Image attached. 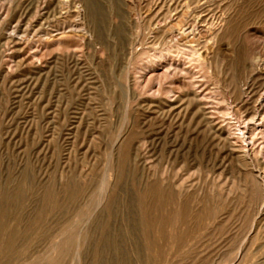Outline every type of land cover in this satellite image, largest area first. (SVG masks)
<instances>
[{
    "label": "rangeland",
    "instance_id": "1",
    "mask_svg": "<svg viewBox=\"0 0 264 264\" xmlns=\"http://www.w3.org/2000/svg\"><path fill=\"white\" fill-rule=\"evenodd\" d=\"M263 92L264 0H0V264H264Z\"/></svg>",
    "mask_w": 264,
    "mask_h": 264
},
{
    "label": "bare ground",
    "instance_id": "2",
    "mask_svg": "<svg viewBox=\"0 0 264 264\" xmlns=\"http://www.w3.org/2000/svg\"><path fill=\"white\" fill-rule=\"evenodd\" d=\"M90 3H92V2H90ZM95 3V2H94ZM93 3V4H94ZM98 3V2H97ZM92 4V5H93ZM80 5V4H79ZM91 5V4H90ZM94 6H95V4H94ZM94 6H93V8H94ZM89 8V7H88ZM91 8V7H90ZM100 8H101V6H100ZM92 9V8H91ZM116 10V9H115ZM192 11V10H191ZM197 11V10H196ZM102 12H104V10L102 11ZM118 12V11H117ZM174 12V11H173ZM101 13V12H100ZM99 13V14H100ZM119 13V12H118ZM162 13V12H161ZM103 14V13H102ZM81 15V14H80ZM120 15V14H119ZM174 15V14H173ZM199 15V14H198ZM79 16V15H78ZM175 16V15H174ZM202 16V15H201ZM167 18V17H166ZM163 19V18H162ZM96 20V19H95ZM102 21V20H101ZM160 21V20H159ZM168 21V23H169V19L167 20ZM98 22V21H97ZM103 22V21H102ZM161 22H162V20H161ZM199 22V21H198ZM208 22V21H207ZM99 23V22H98ZM160 23V22H159ZM167 23V24H168ZM197 23V22H196ZM167 24H165V25H167ZM99 25H100V23H99ZM97 26V37L104 43V44H106L105 42L106 41H108V35L106 36V34H103V31L101 30V29H103V27L100 25V26ZM118 25V24H117ZM164 25V26H165ZM168 25H170V24H168ZM201 25V24H200ZM76 26V25H75ZM105 26H107V25H105ZM100 27H101V29H100ZM110 27V26H109ZM122 27V26H121ZM173 27H174V25H173ZM198 27V26H197ZM167 28V27H166ZM172 28V27H171ZM175 28V27H174ZM174 28H173V30H174ZM189 28H191V27H189ZM199 28V27H198ZM192 29V28H191ZM191 29L190 30H188V27H187V29H184V31H186V30H188L189 32L191 31ZM95 30H96V28H95ZM109 30V29H108ZM114 30V29H113ZM163 30H165V29H163ZM195 30V29H194ZM7 31V30H6ZM53 31V30H52ZM121 31V30H120ZM167 31V30H166ZM170 31H172V30H170ZM177 31V30H176ZM175 31V32H176ZM193 31V30H192ZM191 31V32H192ZM199 31V30H198ZM96 32V31H95ZM108 32V31H107ZM169 32V31H168ZM74 33H76V31L74 32ZM73 33V34H74ZM106 33V32H105ZM173 33V32H172ZM77 34V33H76ZM111 34V33H110ZM115 34V33H114ZM117 34V33H116ZM168 34V33H167ZM175 35H177V33H174ZM67 35V34H66ZM65 35V36H66ZM78 35V34H77ZM77 35H74V36H77ZM166 35V34H165ZM70 36H72V35H70ZM70 36H66V37H70ZM78 36H80V35H78ZM123 36H125V35H123ZM156 36V35H155ZM58 37H60V36H58ZM57 37V38H58ZM109 37H111V36H109ZM118 37V36H117ZM122 37V36H121ZM63 38V37H62ZM62 38H59L60 40L62 39ZM126 38V37H125ZM78 39V38H77ZM112 39V38H111ZM117 39V38H116ZM59 40V41H60ZM62 41V40H61ZM60 41V42H61ZM49 42H47V44H48ZM51 43V42H50ZM59 43V42H58ZM173 43V42H172ZM195 43V42H194ZM52 45V44H51ZM54 45V44H53ZM81 45V44H80ZM121 45V44H120ZM129 45V44H128ZM180 45H182V44H180ZM184 45V48H183V50H184V53H185V56L186 57H188V58H193V57H195L196 56V53L198 52V50H197V48L195 47V46H193V45H189V44H187V43H185V44H183ZM123 46V45H122ZM181 47V46H180ZM122 48V47H121ZM124 48V47H123ZM177 48V47H176ZM109 49V48H108ZM129 49V48H128ZM117 50V49H116ZM124 50H125V48H124ZM164 51L163 52H161V53H158V58H160L159 60L160 61H162V60H164L165 59V61L163 62H161V65H162V67H164L161 71H160V73H159V76H163V77H170V76H168V75H171V77L174 75V76H177V74H179L180 75V77L182 78V80H181V82L180 83H176V86H177V88L179 89V88H181L182 89V87H185V88H188V87H190L192 84H193V81H191V80H189L188 78H189V72H188V70H187V68L185 67V66H183L182 65V62L180 63V62H176V61H173V60H170L171 59V56H172V54H173V52L174 51H178V50H176V49H174V48H172V47H168V48H166L165 47V49H163ZM79 51V50H78ZM107 52V51H106ZM156 53V52H155ZM203 55V54H202ZM149 56V55H148ZM157 56V55H156ZM252 57V56H251ZM257 58L255 57V56H253L249 61L250 62H248V63H250V64H257L258 62H257V60H256ZM259 59V58H258ZM151 60V59H150ZM184 62V61H183ZM160 63V62H159ZM207 65H208V63H207ZM161 67V68H162ZM248 67H250V66H248ZM252 67H254V66H252ZM149 68H151V67H149ZM195 71V70H194ZM199 77V76H198ZM160 78V77H159ZM177 78V77H176ZM156 79V78H155ZM166 80H167V78H166ZM164 81V80H163ZM174 81H175V79H174ZM167 82V81H166ZM169 83V82H168ZM163 84V83H162ZM127 86H129V84L127 85ZM195 87V86H194ZM125 89V88H124ZM159 89H161V88H159ZM174 84L171 82V85L169 84L168 86L166 85V87L164 88V93L167 95V96H173L172 95V93L174 92ZM177 90V89H176ZM196 90H198V89H196ZM163 91V90H162ZM182 91V90H181ZM199 91V93L198 92H196V93H194V91H192L195 95H196V97H198L199 98V100H202L203 99V97H205V92H204V94H202V93H200V90H198ZM191 92V93H192ZM125 93V92H124ZM189 94H190V92H189ZM194 94H192V95H194ZM159 95V94H158ZM255 95V94H254ZM185 97V96H184ZM190 97V96H189ZM189 97H187V98H189ZM195 97V96H194ZM255 97V96H254ZM126 98V97H125ZM151 98V97H150ZM178 98V97H177ZM180 98H182V97H180ZM239 98V97H238ZM183 99V98H182ZM164 100V99H163ZM180 100V99H179ZM187 100V99H186ZM147 101V100H146ZM164 101H166V100H164ZM177 101V100H176ZM255 101V100H254ZM172 102V101H171ZM173 102H175V101H173ZM189 102H191V101H188L187 102V104L189 103ZM206 102V101H205ZM204 102V103H205ZM253 102V101H252ZM147 103V102H146ZM176 103V102H175ZM186 102H184V104H185ZM255 103V102H254ZM141 104H142V102H141ZM160 104V103H159ZM170 104H172V103H170ZM174 105V104H173ZM195 105H197V104H194V106ZM253 105V104H252ZM128 106V105H127ZM147 106H148V104H147ZM253 106H255V112H254V116L252 117V118H254V120L256 119V120H258V119H261L262 121L261 122H257V124H256V126H255V129H254V127H253V131L254 130H257L258 129V132H256L255 131V133H260L261 134V137H263L264 138V92H263V94H261V95H259L258 97H257V99H256V104L255 105H253ZM157 107V106H156ZM185 107H187V106H185ZM185 107H184V109L183 110H185ZM196 107H198V105L196 106ZM158 108H159V106H158ZM163 108V107H162ZM168 108H169V106H168ZM191 108H192V106H191ZM203 108H204V106H203ZM173 109V108H172ZM176 109V108H175ZM174 109V110H175ZM192 109H194V107L192 108ZM191 109V112L193 111ZM223 109V108H222ZM226 108H224L223 110H225ZM190 110V109H189ZM204 110H205V108H204ZM254 110V109H253ZM164 111V110H163ZM188 111V110H187ZM196 111V109L194 110V112ZM201 111V110H200ZM199 111V112H200ZM173 112V111H172ZM175 112V111H174ZM173 112V113H174ZM184 112V111H183ZM186 112V111H185ZM194 112H192V114L194 113ZM202 112H204V111H202ZM201 112V113H202ZM227 112V111H226ZM251 112H253V111H251ZM250 112V113H251ZM166 113V112H165ZM169 113V112H168ZM173 113H171L172 115H173ZM198 114V113H197ZM204 114H206V112H204ZM175 115H177L176 113H175ZM200 116H202V115H200ZM204 116V115H203ZM198 117V116H197ZM196 117V118H197ZM250 117V118H251ZM174 118V117H173ZM200 118V117H199ZM249 118V119H250ZM208 119H210V118H208ZM248 119V120H249ZM213 120V119H212ZM211 120V121H212ZM251 120V119H250ZM255 120V121H256ZM177 121V120H176ZM202 121H205V120H202ZM250 122V121H249ZM252 123V122H251ZM123 125V124H122ZM221 125V124H220ZM212 126V125H211ZM130 127V126H129ZM251 128V127H250ZM129 129V128H128ZM128 132V131H127ZM216 132V131H215ZM197 133V132H196ZM236 133H237V131H236ZM238 134H239V132H238ZM253 134V133H252ZM251 133H250V135H252ZM142 137V136H141ZM251 137V139L253 140V138H255L254 137V135L253 136H250ZM149 138V137H148ZM248 140V139H247ZM253 142V141H252ZM230 145V144H229ZM260 145V144H259ZM232 150V149H231ZM244 150V149H243ZM141 152V151H140ZM109 153V152H108ZM128 154V153H127ZM111 155V154H110ZM264 155V154H263ZM254 158V157H253ZM256 158V157H255ZM118 160V159H117ZM258 174V173H257ZM264 189V188H263ZM160 191V190H159ZM152 194V193H151ZM157 195V194H156ZM164 195V194H163ZM146 196V195H145ZM158 196V195H157ZM114 206V205H113ZM264 206V205H263ZM149 215V214H148ZM146 218V217H145ZM9 245V244H8ZM3 246V245H2ZM99 264V263H98Z\"/></svg>",
    "mask_w": 264,
    "mask_h": 264
}]
</instances>
